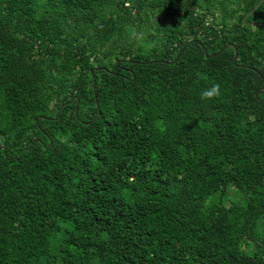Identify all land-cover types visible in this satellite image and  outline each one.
Segmentation results:
<instances>
[{"label": "trees", "instance_id": "1", "mask_svg": "<svg viewBox=\"0 0 264 264\" xmlns=\"http://www.w3.org/2000/svg\"><path fill=\"white\" fill-rule=\"evenodd\" d=\"M261 1L0 0V264H264Z\"/></svg>", "mask_w": 264, "mask_h": 264}, {"label": "clouds", "instance_id": "2", "mask_svg": "<svg viewBox=\"0 0 264 264\" xmlns=\"http://www.w3.org/2000/svg\"><path fill=\"white\" fill-rule=\"evenodd\" d=\"M221 95V89L219 84H212L210 87L205 88L201 91L200 99L201 100H211L217 98Z\"/></svg>", "mask_w": 264, "mask_h": 264}, {"label": "rangeland", "instance_id": "3", "mask_svg": "<svg viewBox=\"0 0 264 264\" xmlns=\"http://www.w3.org/2000/svg\"><path fill=\"white\" fill-rule=\"evenodd\" d=\"M236 191L234 189H230V197L231 199L234 201V202H238L239 201V198L236 197Z\"/></svg>", "mask_w": 264, "mask_h": 264}, {"label": "water", "instance_id": "4", "mask_svg": "<svg viewBox=\"0 0 264 264\" xmlns=\"http://www.w3.org/2000/svg\"><path fill=\"white\" fill-rule=\"evenodd\" d=\"M263 1H264V0H262V1L259 3V5L262 4ZM252 13H253V12H251L249 15H251ZM255 24H256V25H259V23H255ZM214 56H215V55H214ZM207 57H209V56L207 55ZM238 58H239V54H238V51H237L236 56H235V62H237ZM92 72H93V71H92ZM261 93H264V90H263ZM257 96H258V94H257Z\"/></svg>", "mask_w": 264, "mask_h": 264}]
</instances>
